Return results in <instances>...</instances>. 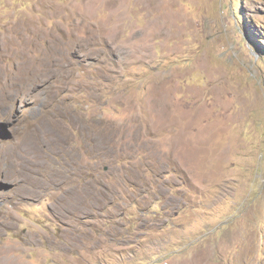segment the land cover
<instances>
[{"label":"rangeland","instance_id":"374dc122","mask_svg":"<svg viewBox=\"0 0 264 264\" xmlns=\"http://www.w3.org/2000/svg\"><path fill=\"white\" fill-rule=\"evenodd\" d=\"M262 172L264 0H0V264H264Z\"/></svg>","mask_w":264,"mask_h":264},{"label":"trees","instance_id":"16d2710c","mask_svg":"<svg viewBox=\"0 0 264 264\" xmlns=\"http://www.w3.org/2000/svg\"><path fill=\"white\" fill-rule=\"evenodd\" d=\"M256 173H258V171H256ZM263 173V172H262ZM262 176H264V173H263V175ZM262 176L259 178V180L262 178ZM239 183H241V182H239V181H236V180H230V181H226V187H227V190L229 191V192H231V195H228L229 197H230V199L233 201V205L234 206H236L241 200H238L237 201V199H239V198H237V195H236V193H237V186L239 185ZM241 185H242V183H241ZM264 189V184H263V186H262V184H260V185H256V191L254 192V194L252 195V197H251V199L252 200H254V199H256V198H258V197H260V193L262 192V190ZM244 200H249L248 198H244L242 201H244ZM241 201V202H242ZM225 224H223V226H224Z\"/></svg>","mask_w":264,"mask_h":264}]
</instances>
